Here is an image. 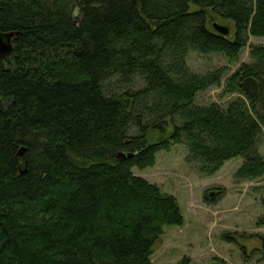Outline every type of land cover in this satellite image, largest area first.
Returning <instances> with one entry per match:
<instances>
[{"label":"trees","instance_id":"1","mask_svg":"<svg viewBox=\"0 0 264 264\" xmlns=\"http://www.w3.org/2000/svg\"><path fill=\"white\" fill-rule=\"evenodd\" d=\"M0 32L18 34L0 59V264H152L184 217L134 169L175 146L203 176L239 157V180L264 175V0H0ZM246 49L224 82L188 65ZM213 87L225 105L197 106Z\"/></svg>","mask_w":264,"mask_h":264},{"label":"rangeland","instance_id":"2","mask_svg":"<svg viewBox=\"0 0 264 264\" xmlns=\"http://www.w3.org/2000/svg\"><path fill=\"white\" fill-rule=\"evenodd\" d=\"M214 23L234 31L231 23L218 16L209 18L211 30ZM250 44L264 45V38H251ZM250 62L249 49L236 63L221 54L188 56V65L196 74L224 68L223 82ZM228 99L222 97L221 88L213 87L199 93L196 105L224 106ZM168 132H172V126ZM262 134L259 153L264 160V128ZM188 156L184 145L175 146L170 152H159L153 168L134 169L136 176L173 196L184 217L182 227L165 228L151 257L152 264H264V175L239 180L236 174L244 161L239 157L225 163L214 175L203 176L187 163ZM205 198L215 202L207 204Z\"/></svg>","mask_w":264,"mask_h":264},{"label":"water","instance_id":"3","mask_svg":"<svg viewBox=\"0 0 264 264\" xmlns=\"http://www.w3.org/2000/svg\"><path fill=\"white\" fill-rule=\"evenodd\" d=\"M213 28L217 33L224 37H227L230 34L229 28L220 24L214 23ZM17 36L18 34L0 32V59L7 58L13 52V39ZM24 153L25 150L23 149L20 156H23Z\"/></svg>","mask_w":264,"mask_h":264}]
</instances>
